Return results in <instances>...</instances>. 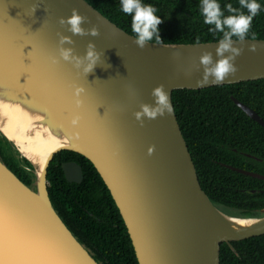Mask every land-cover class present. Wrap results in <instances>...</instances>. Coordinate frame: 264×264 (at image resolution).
I'll return each mask as SVG.
<instances>
[{
  "label": "water",
  "instance_id": "1",
  "mask_svg": "<svg viewBox=\"0 0 264 264\" xmlns=\"http://www.w3.org/2000/svg\"><path fill=\"white\" fill-rule=\"evenodd\" d=\"M33 6L37 7L32 14ZM72 8L88 17L100 35L73 36L76 54L83 56L89 40L101 58L87 74L58 57L59 34H72L59 24ZM126 32L86 0H0V100L35 105L49 127L61 130L65 143L50 151L40 169L0 130L16 159L28 161L33 173L25 184L0 160V264H99L55 210L48 192L47 168L54 154L72 150L95 167L113 198L130 237L138 264H220V245L264 234L260 215H231L209 199L174 114L145 118L134 113L140 103H154L152 89L163 84L172 91L201 89L264 78V39L246 38L236 58L238 71L222 83L196 85L203 69L184 75L202 51L217 41L150 42L140 49ZM256 44L257 51L248 49ZM68 47L69 45H65ZM236 46H241L236 42ZM179 52V57L173 53ZM110 65V66H109ZM83 88L78 107L74 91ZM251 119L264 120L250 106L230 96ZM173 105V103H172ZM174 108V107H173ZM75 118V122L74 121ZM24 166V165H23ZM263 179L264 174L225 165ZM65 179L80 183L81 165L61 163Z\"/></svg>",
  "mask_w": 264,
  "mask_h": 264
},
{
  "label": "trees",
  "instance_id": "2",
  "mask_svg": "<svg viewBox=\"0 0 264 264\" xmlns=\"http://www.w3.org/2000/svg\"><path fill=\"white\" fill-rule=\"evenodd\" d=\"M126 32L131 16L121 10L120 0H86ZM253 18L246 38L264 39V0ZM156 7L163 43L217 41L222 33L210 32L200 12L201 0H142ZM240 9L239 0H218ZM247 13V9H240ZM235 39V37H234ZM154 42V41H152ZM250 106L264 120V78L201 89L173 90L171 97L182 135L190 151L202 189L221 210L237 216L260 215L264 208V180L232 170L225 165L264 174V127L251 119L230 98ZM246 153L252 156H247ZM0 160L25 184L33 173L27 160L16 159L0 135ZM81 165L80 183L68 182L61 163ZM24 165V166H23ZM51 202L75 237L99 264H138L119 210L99 173L83 155L72 150L54 154L47 168ZM220 245V264H264V234Z\"/></svg>",
  "mask_w": 264,
  "mask_h": 264
},
{
  "label": "clouds",
  "instance_id": "3",
  "mask_svg": "<svg viewBox=\"0 0 264 264\" xmlns=\"http://www.w3.org/2000/svg\"><path fill=\"white\" fill-rule=\"evenodd\" d=\"M120 5L122 12L131 16V31L134 33L133 42L140 49L145 48L152 41L156 45H162L163 40L158 28L162 20L156 15L157 9L155 6L144 4L142 0H120ZM239 5L240 9H247V13L233 7L232 4H227L225 8L230 15L225 16L218 0H201L200 12L203 16L204 24L214 26L209 28V31L222 33V37L219 39L218 46L215 49L217 57L215 60L212 52L204 50L198 57V63L192 61L184 69L186 77H192L195 72L200 71L201 68L203 69L202 77L196 80L198 87H203L210 81L216 84L222 83L226 78L234 76L237 73L236 58L243 53V44L249 35L253 18L261 10V5L257 0H239ZM36 9L37 7L33 6L32 14L35 13ZM87 20L88 17L81 14L77 8H72L71 15L59 18V24L62 26L66 25L67 30L72 35L59 34V55L58 57H53L54 62L63 60L71 63L78 70L82 68L86 76L98 64L101 53L97 50L96 44L91 40L88 41L86 52L83 56L76 54L71 45L75 44V41L72 39L73 36L90 35L97 37L100 35L99 29L95 25L90 28L82 26ZM253 39H255L254 35ZM236 42H239L241 46H236ZM65 45L69 46L66 47ZM257 47L256 44H250L248 49L251 52H256ZM261 47H264V45H261ZM173 55L174 57H179L180 53L175 52ZM83 92V88H76L74 91L78 107L82 104L80 97ZM151 96L154 98V103L142 102L140 103L139 110L134 113L136 120L139 121L141 126H143L145 118L154 120L158 116L174 114L169 94L163 84L155 86L151 91ZM73 122H75V118Z\"/></svg>",
  "mask_w": 264,
  "mask_h": 264
},
{
  "label": "bare ground",
  "instance_id": "4",
  "mask_svg": "<svg viewBox=\"0 0 264 264\" xmlns=\"http://www.w3.org/2000/svg\"><path fill=\"white\" fill-rule=\"evenodd\" d=\"M21 106L0 100V130L17 146L18 152L40 172L47 154L65 143L67 136L46 124V114L35 105Z\"/></svg>",
  "mask_w": 264,
  "mask_h": 264
},
{
  "label": "snow or ice",
  "instance_id": "5",
  "mask_svg": "<svg viewBox=\"0 0 264 264\" xmlns=\"http://www.w3.org/2000/svg\"><path fill=\"white\" fill-rule=\"evenodd\" d=\"M3 236H2V228H0V244H2Z\"/></svg>",
  "mask_w": 264,
  "mask_h": 264
},
{
  "label": "flooded vegetation",
  "instance_id": "6",
  "mask_svg": "<svg viewBox=\"0 0 264 264\" xmlns=\"http://www.w3.org/2000/svg\"><path fill=\"white\" fill-rule=\"evenodd\" d=\"M246 155H247V156H252V155H251V154H249V153H246ZM252 157H253V156H252Z\"/></svg>",
  "mask_w": 264,
  "mask_h": 264
},
{
  "label": "rangeland",
  "instance_id": "7",
  "mask_svg": "<svg viewBox=\"0 0 264 264\" xmlns=\"http://www.w3.org/2000/svg\"><path fill=\"white\" fill-rule=\"evenodd\" d=\"M18 160L22 161V158H21V157H19V158H18Z\"/></svg>",
  "mask_w": 264,
  "mask_h": 264
}]
</instances>
